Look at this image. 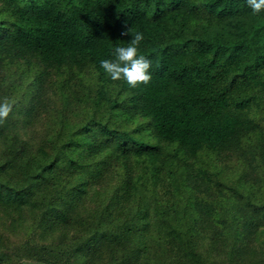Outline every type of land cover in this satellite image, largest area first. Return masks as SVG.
<instances>
[{
  "label": "trees",
  "instance_id": "trees-1",
  "mask_svg": "<svg viewBox=\"0 0 264 264\" xmlns=\"http://www.w3.org/2000/svg\"><path fill=\"white\" fill-rule=\"evenodd\" d=\"M125 22L152 61L137 88L100 66ZM4 97L0 264H264V11L247 0H0Z\"/></svg>",
  "mask_w": 264,
  "mask_h": 264
},
{
  "label": "clouds",
  "instance_id": "clouds-1",
  "mask_svg": "<svg viewBox=\"0 0 264 264\" xmlns=\"http://www.w3.org/2000/svg\"><path fill=\"white\" fill-rule=\"evenodd\" d=\"M247 5L258 14L264 11V0H247ZM125 30L122 36L131 35L132 39L127 46H117L114 49V59L101 60L100 66L112 81H125L131 88L140 85H148L151 80L152 61L140 53L139 46L144 40L142 32L133 33L125 22ZM14 104L9 98L4 97L0 100V124H3L13 112Z\"/></svg>",
  "mask_w": 264,
  "mask_h": 264
},
{
  "label": "rangeland",
  "instance_id": "rangeland-1",
  "mask_svg": "<svg viewBox=\"0 0 264 264\" xmlns=\"http://www.w3.org/2000/svg\"><path fill=\"white\" fill-rule=\"evenodd\" d=\"M70 183L72 186L74 185L75 187L78 185V183H76L74 181L72 183L71 180H70ZM71 202H72L73 206H75L77 208V210L81 213V217L85 222H87L90 211H92L95 208V206L97 205V200H94L91 202L86 197H82L81 195L79 197L74 196L73 198H71ZM71 202H70V204H71ZM90 219L88 220V222L90 221ZM81 230H82V227H81ZM252 262H253V264H260V263H258L256 258H252ZM30 264H34V263H30Z\"/></svg>",
  "mask_w": 264,
  "mask_h": 264
}]
</instances>
